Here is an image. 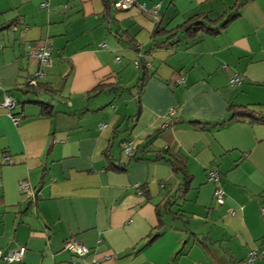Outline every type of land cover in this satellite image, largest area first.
<instances>
[{
	"label": "crops",
	"instance_id": "crops-1",
	"mask_svg": "<svg viewBox=\"0 0 264 264\" xmlns=\"http://www.w3.org/2000/svg\"><path fill=\"white\" fill-rule=\"evenodd\" d=\"M113 1L0 0V82L10 92L0 103L11 94L22 114L14 124L0 104V249L25 246L16 264H76L63 248L74 237L89 249L84 261L99 264H244L253 249L264 259V124L227 111H264V0ZM235 9L215 34L153 36L156 24L171 30ZM46 41L52 64L37 90L30 51ZM234 74L240 83L230 85ZM158 150L191 175L184 193L182 173L155 160Z\"/></svg>",
	"mask_w": 264,
	"mask_h": 264
},
{
	"label": "built area",
	"instance_id": "built-area-1",
	"mask_svg": "<svg viewBox=\"0 0 264 264\" xmlns=\"http://www.w3.org/2000/svg\"><path fill=\"white\" fill-rule=\"evenodd\" d=\"M134 3L135 0H116L113 2V5L118 8L126 9L132 7ZM47 5L48 4L46 2L41 3L42 7H46ZM158 8H159V4L154 5V7L152 8L153 14L157 15ZM51 50H52V44L48 41L44 42L42 45H39L31 49L30 55L38 60L39 68L32 75L28 77L27 79L28 85L36 86L38 81L44 77L45 75L44 68L51 66L52 64ZM135 64L137 67H139L140 61L136 60ZM176 83L177 84L183 83V78H179L178 80H176ZM229 83L230 85H236L240 83V76L238 74H234L230 78ZM0 104L1 106L7 108L14 124H18L20 118L22 117V114L12 113V110L17 105L15 100L10 95L4 93ZM125 151L129 153L130 147L127 146L125 148ZM3 159L8 160L9 157L4 156ZM208 178L209 180L217 183L219 181V173L215 170H210L208 172ZM18 188L24 193H27L28 198L30 199L35 198L33 189L28 181L20 180L18 183ZM213 197L218 204L224 203V192L220 186H216V188L214 189ZM228 210L230 213H233L232 209H228ZM260 212L264 215V202L260 205ZM63 248L64 250L70 252L79 259L76 264H99V260L97 257H94L88 261H84L85 256L89 253V249L86 247V245L83 242L75 239L74 237H69L65 239L63 242ZM25 250H26L25 246H19L17 248H13L10 250L0 249V264L19 263L22 259ZM257 256H258L257 250L254 249L251 250L248 253V260L244 264H250L251 261L255 259Z\"/></svg>",
	"mask_w": 264,
	"mask_h": 264
},
{
	"label": "trees",
	"instance_id": "trees-1",
	"mask_svg": "<svg viewBox=\"0 0 264 264\" xmlns=\"http://www.w3.org/2000/svg\"><path fill=\"white\" fill-rule=\"evenodd\" d=\"M114 2V1H113ZM109 3V0H107V4ZM238 15L237 9L232 10L229 13H226L225 15L221 14L218 19L212 20L208 18L206 15L202 14H194L190 17H188L186 20H184L181 24H179L177 27L171 29V30H164L159 27L158 24L155 25L153 29V36L156 34H170V37H173V35H177L179 32L185 33L187 36H189L191 39H195L200 33H208V34H215L217 33L220 29L225 27L232 19H234ZM218 20H220V23H218ZM13 24H9L8 27H10ZM139 68H144L143 64L140 62ZM146 80V73H143V76L140 77V82H143ZM142 83V84H143ZM140 84V87L142 86ZM31 87H36L37 90L42 89L43 84L38 81L36 86H31ZM49 90V88H47ZM101 87L97 86L92 89V92H96L100 90ZM36 90V91H37ZM41 107H42V113L44 114H50L51 113V105L50 103H45V102H40ZM261 104H251V105H239V104H229L228 106V113H229V118L228 120L231 119H248L251 122L259 123V124H264V111L261 108ZM226 121L221 122L220 124L225 123ZM155 160H166L170 163L172 169L174 171H179L183 175V182L182 186L180 187L181 192L184 193L190 184L191 181V175H189L184 167V164L178 160H174L170 157L166 156V152L162 150L155 151ZM107 158L110 159L108 153H107ZM109 168L114 171H124L126 170V164L123 163H118L115 164L114 161H110ZM142 193L145 195L146 198H149V195L145 189L141 186ZM171 203V202H170ZM158 210V206H157ZM158 212V211H157ZM159 216V225H162V219L160 218V214L158 213ZM153 236V238H155ZM262 256V255H260Z\"/></svg>",
	"mask_w": 264,
	"mask_h": 264
},
{
	"label": "rangeland",
	"instance_id": "rangeland-1",
	"mask_svg": "<svg viewBox=\"0 0 264 264\" xmlns=\"http://www.w3.org/2000/svg\"><path fill=\"white\" fill-rule=\"evenodd\" d=\"M48 67H50V66H48ZM45 68H47V67H45ZM44 68V69H45ZM0 85H1V88H0V91H2V92H6L5 91V88L2 86V84H1V82H0ZM6 93H10V92H6ZM4 94V93H3ZM11 95V94H10ZM2 97H3V95H2ZM16 102V101H15ZM18 106V105H17ZM16 106V107H17ZM24 197H26L27 198V201L31 204V203H33V200H30L29 198H28V194L27 193H24V195H23ZM256 260V261H255ZM254 260V262H261L262 264H264V259H255ZM14 264H16V263H14Z\"/></svg>",
	"mask_w": 264,
	"mask_h": 264
}]
</instances>
